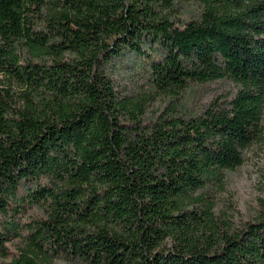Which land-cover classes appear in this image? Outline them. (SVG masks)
Returning <instances> with one entry per match:
<instances>
[{"label": "trees", "instance_id": "1", "mask_svg": "<svg viewBox=\"0 0 264 264\" xmlns=\"http://www.w3.org/2000/svg\"><path fill=\"white\" fill-rule=\"evenodd\" d=\"M178 1L0 0V264H264V198L221 232L207 195L262 136L264 0ZM124 51L162 93L234 91L145 121Z\"/></svg>", "mask_w": 264, "mask_h": 264}, {"label": "rangeland", "instance_id": "2", "mask_svg": "<svg viewBox=\"0 0 264 264\" xmlns=\"http://www.w3.org/2000/svg\"><path fill=\"white\" fill-rule=\"evenodd\" d=\"M198 5L195 0H179L176 13L188 19L196 15ZM148 60L146 55L140 57L124 51L105 68L118 96L137 103V114L145 121L154 120L168 109L181 116L199 113L212 100L224 99L234 91V85L228 80H216L206 84L191 83L175 96L162 93L147 80ZM261 123L262 136L244 149L242 165L225 170L221 183L207 191L213 204V223L221 232L240 228L245 222L254 220L259 210V200L264 198V107ZM48 264L77 263L52 259Z\"/></svg>", "mask_w": 264, "mask_h": 264}]
</instances>
